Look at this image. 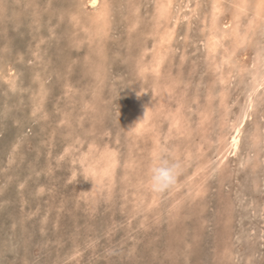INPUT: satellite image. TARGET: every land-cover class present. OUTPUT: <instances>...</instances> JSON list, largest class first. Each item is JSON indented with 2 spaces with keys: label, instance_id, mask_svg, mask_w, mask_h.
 Segmentation results:
<instances>
[{
  "label": "rangeland",
  "instance_id": "1",
  "mask_svg": "<svg viewBox=\"0 0 264 264\" xmlns=\"http://www.w3.org/2000/svg\"><path fill=\"white\" fill-rule=\"evenodd\" d=\"M262 2L0 0V264H264Z\"/></svg>",
  "mask_w": 264,
  "mask_h": 264
},
{
  "label": "bare ground",
  "instance_id": "2",
  "mask_svg": "<svg viewBox=\"0 0 264 264\" xmlns=\"http://www.w3.org/2000/svg\"><path fill=\"white\" fill-rule=\"evenodd\" d=\"M218 1V0H217ZM264 1V0H263ZM138 2V1H137ZM152 2V1H151ZM261 2V1H260ZM259 3V2H258ZM262 3H264V2H262ZM261 3V4H262ZM90 4H91V6L92 7H98V5L100 4V0H90ZM217 4H219V3H217ZM167 5V4H166ZM216 5V4H215ZM168 6V5H167ZM241 6V5H240ZM257 6H258V4H257ZM264 6V5H263ZM260 7H262V6H260ZM160 8V7H159ZM216 8V7H215ZM221 8V7H220ZM130 9V8H129ZM223 9V8H222ZM108 10V9H107ZM241 12V11H240ZM263 12V11H262ZM134 13V12H133ZM99 14H103V13H99ZM259 16V15H258ZM262 16H264V15H262ZM215 19V18H214ZM21 21V20H20ZM97 21V20H96ZM264 21V20H263ZM98 22V21H97ZM31 23V22H30ZM124 23V22H123ZM144 23V22H143ZM255 23V22H254ZM31 25V24H30ZM99 25H100V22H99ZM29 26V25H28ZM32 26V25H31ZM34 26V25H33ZM208 26V25H207ZM29 28V27H28ZM27 28V29H28ZM109 28V27H108ZM29 30V29H28ZM34 30V29H33ZM210 31V30H209ZM237 33H238V30L237 29H234V34H236L237 35ZM232 34V33H231ZM224 35V37H225V34H223ZM35 36V35H34ZM204 37V36H203ZM127 39V38H126ZM197 39H199V38H197ZM129 40V39H128ZM206 40V39H205ZM30 41V40H29ZM119 41V40H118ZM153 41V40H152ZM238 42H239V40H237ZM211 42V41H210ZM32 44V43H31ZM39 44V43H38ZM107 44H108V41H107ZM131 44V43H130ZM139 45V44H138ZM160 45H161V43H160ZM169 45V44H168ZM199 45V44H198ZM211 48L212 47H214L215 46V50H216V48H218L219 47V42L218 41H213V43H211ZM190 48V47H189ZM145 50V49H144ZM181 50V49H180ZM155 51V50H154ZM165 51V50H164ZM161 52V51H160ZM162 53V52H161ZM221 53V52H220ZM164 54V53H163ZM202 54V53H201ZM213 54V53H212ZM254 54V53H253ZM224 55V54H223ZM255 57V56H254ZM264 57V56H263ZM115 58V57H114ZM78 60V59H77ZM164 60V59H163ZM169 63V62H168ZM167 64V63H166ZM196 66V65H195ZM107 67V66H106ZM142 67V66H141ZM219 67V66H218ZM223 68V67H222ZM254 68V67H253ZM168 70V69H167ZM133 72V71H132ZM158 72V71H157ZM6 73V72H5ZM163 73V72H162ZM168 75V74H167ZM227 75V74H226ZM107 78V77H106ZM5 79V78H4ZM148 80H149V78H148ZM13 82V81H12ZM79 83H80V81H79ZM233 84V83H232ZM15 85V84H14ZM263 85H264V75H262V76H259V77H257L256 78V85H255V88H254V91L255 90H257L258 88H261V87H263ZM236 86V85H235ZM241 86V85H240ZM172 88V87H171ZM68 89V88H67ZM154 90V89H153ZM167 90V89H166ZM140 91V90H139ZM142 91V90H141ZM172 91V90H171ZM173 92V91H172ZM165 95V94H164ZM198 95V94H197ZM240 97V96H239ZM143 99V98H142ZM46 100V99H45ZM65 100V99H64ZM174 101V100H173ZM57 102V101H56ZM140 105V104H139ZM194 106V105H193ZM249 108V107H248ZM206 110V109H205ZM238 110V109H237ZM143 115H144V111H143V109H140V112H139V117L137 118V129L138 130H140L142 127H143V123H144V121H143ZM245 116V115H244ZM221 118V117H220ZM121 121V120H120ZM119 124V123H118ZM121 124V123H120ZM173 125V124H172ZM73 131V130H72ZM242 130H240V132H241ZM239 132V130L237 131V133ZM239 132V133H240ZM119 135V134H118ZM237 135V134H236ZM152 136V135H151ZM142 139H143V137H142ZM71 140V139H70ZM65 141V140H64ZM144 142V141H143ZM238 142H239V139L237 138V136H233V140H232V142L230 143V150L233 152V151H236L237 150V148H238ZM75 143V142H74ZM162 147V146H161ZM213 147V146H212ZM157 148V147H156ZM251 149V148H250ZM186 150V149H185ZM78 151V150H77ZM155 151V150H154ZM151 152V151H150ZM169 152V151H168ZM224 152V151H223ZM253 152V151H252ZM133 153V152H132ZM167 153V152H166ZM215 153V152H214ZM225 153V152H224ZM226 153H227V151H226ZM129 154V153H128ZM186 154H188V153H186ZM196 154V153H195ZM216 154V153H215ZM221 154V153H220ZM224 155V154H223ZM226 155V154H225ZM190 157V156H189ZM203 157V156H202ZM242 157V156H241ZM227 158V157H226ZM263 158V157H262ZM214 159V158H213ZM240 159V158H239ZM243 159V158H242ZM158 160V159H157ZM192 160V159H191ZM149 161V160H148ZM222 161H224V160H222ZM257 161V160H256ZM259 161V160H258ZM111 162V161H110ZM194 162H196V161H194ZM115 163V162H114ZM151 163V162H150ZM153 163V162H152ZM237 163V162H236ZM242 163V162H241ZM250 163V162H249ZM252 163V162H251ZM247 163H245V165H246ZM217 166V165H216ZM247 166V165H246ZM251 166V165H250ZM108 167H109V165H108ZM135 168V167H134ZM258 168V167H257ZM196 170V169H195ZM102 171V170H101ZM103 171H105V170H103ZM113 171V170H112ZM148 173V172H147ZM251 173V172H250ZM144 174V173H143ZM206 175V174H205ZM141 176V175H140ZM144 176V175H143ZM256 176V175H255ZM91 177V176H90ZM89 177V178H90ZM257 177V176H256ZM83 178V177H82ZM86 178V177H85ZM130 181V180H129ZM140 181V180H139ZM263 181V180H262ZM130 183V182H129ZM186 183V182H185ZM262 183V182H261ZM87 184V183H86ZM259 184V183H258ZM118 186V185H117ZM214 186V185H213ZM44 189V188H43ZM229 191V190H228ZM52 196V195H51ZM62 198V197H61ZM243 198V197H242ZM79 200V199H78ZM247 201V200H246ZM248 202V201H247ZM68 203V202H67ZM239 205V204H238ZM245 205V204H244ZM260 206V205H259ZM237 207V206H236ZM140 208V207H139ZM257 208V207H256ZM261 208V207H260ZM248 209V208H247ZM167 210V209H166ZM165 210V211H166ZM251 210V209H250ZM128 212V211H127ZM246 212V211H245ZM59 213V212H58ZM80 214V213H79ZM257 214V213H256ZM123 217H125L124 215H123ZM234 217V216H233ZM264 217V216H263ZM197 218V217H196ZM230 218H232V217H230ZM218 220V219H217ZM229 221V220H228ZM224 222V221H223ZM236 222V221H235ZM240 222V221H239ZM131 223V222H130ZM231 223V222H230ZM137 225V224H136ZM229 225V224H228ZM141 226V225H140ZM223 227H224V225H223ZM135 228V227H134ZM156 229V228H155ZM237 229V228H236ZM126 230V229H125ZM223 230V229H222ZM228 230V229H227ZM234 230V229H233ZM262 231V230H261ZM65 232V231H64ZM134 232V231H133ZM160 232V231H159ZM131 233V232H130ZM22 236V235H21ZM26 236V235H25ZM163 237V236H162ZM247 237V236H246ZM26 238V237H25ZM146 238V237H145ZM154 239V238H153ZM163 239V238H162ZM256 240H258L257 238H255ZM223 240V239H222ZM70 241V240H69ZM23 242V241H22ZM63 242V241H62ZM144 242V241H143ZM126 245V244H125ZM176 245V244H175ZM72 249V248H71ZM48 250V249H47ZM75 250V249H74ZM34 253V252H33ZM95 254V253H94ZM119 254V253H118ZM120 254H121V252H120ZM130 256V255H129ZM256 256V255H255ZM29 257V256H28ZM92 257V256H91ZM127 257V256H126ZM45 258V257H44ZM86 258V257H85ZM18 259V258H17ZM15 262V261H14ZM79 262V261H78ZM84 262V261H83ZM126 263V262H125ZM33 264V263H32Z\"/></svg>",
  "mask_w": 264,
  "mask_h": 264
},
{
  "label": "clouds",
  "instance_id": "3",
  "mask_svg": "<svg viewBox=\"0 0 264 264\" xmlns=\"http://www.w3.org/2000/svg\"><path fill=\"white\" fill-rule=\"evenodd\" d=\"M180 170V162L161 160L150 166L149 183L156 191L166 190L175 185L177 178L180 175Z\"/></svg>",
  "mask_w": 264,
  "mask_h": 264
}]
</instances>
